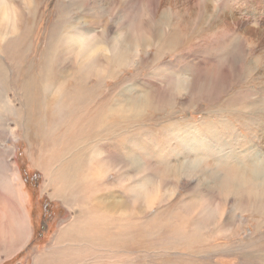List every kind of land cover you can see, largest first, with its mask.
Listing matches in <instances>:
<instances>
[{
  "label": "rangeland",
  "instance_id": "rangeland-1",
  "mask_svg": "<svg viewBox=\"0 0 264 264\" xmlns=\"http://www.w3.org/2000/svg\"><path fill=\"white\" fill-rule=\"evenodd\" d=\"M44 56V90L68 89L30 144L15 95ZM92 109L118 124L107 144L81 137ZM263 133L264 0H0V264H264ZM82 146L93 184L64 201L61 154Z\"/></svg>",
  "mask_w": 264,
  "mask_h": 264
},
{
  "label": "bare ground",
  "instance_id": "bare-ground-1",
  "mask_svg": "<svg viewBox=\"0 0 264 264\" xmlns=\"http://www.w3.org/2000/svg\"><path fill=\"white\" fill-rule=\"evenodd\" d=\"M43 59V58H42ZM105 62V61H104ZM43 63V64H42ZM42 63H39V67H38V78L35 77V74H34V88L32 86H29V81L30 79H28L29 81H27L26 83H24L23 85L24 86H20L21 89L18 91L20 95H15V96H20L19 100L20 103L22 104H25L26 106L27 105H34V110L32 111H28L26 112V114L29 116L34 117V123L33 124H28V123H19L17 124V127H21L23 129V132L22 134L24 135V137L28 140V142H30V144L33 143L34 140H36V138H40V140L45 139L46 138V129H44L45 127L43 126V123H45L44 125L48 126V120L45 119L44 120V117L46 116V113L43 112V107L46 106V105H56L58 106L59 104V99H60V95L61 93L63 92H67V89H68V85L66 86L65 90L60 87V86H57V90L55 91H49L47 92L46 90H44V86H45V79H44V76H43V70L44 68L46 67V62H45V56H44V59L42 61ZM91 67V66H90ZM82 68V67H81ZM89 68V67H88ZM83 69V68H82ZM87 69V68H85ZM80 70V69H79ZM82 72V71H80ZM84 72V71H83ZM86 73V71H85ZM27 75V74H26ZM110 75V74H109ZM74 76V75H72ZM29 78V77H28ZM32 78V77H30ZM26 79V78H25ZM16 81V80H15ZM32 81V80H31ZM33 82V81H32ZM31 82V83H32ZM51 82V80H50ZM51 84V83H50ZM6 86V85H5ZM52 86V85H51ZM78 86V85H77ZM19 87V85H18ZM70 87V90L68 91L69 93H71V95L75 94L76 93V90H77V87L75 85H69ZM30 89H32V91L30 92ZM13 93V92H12ZM6 94V93H5ZM14 94V93H13ZM14 96V97H15ZM16 100V99H15ZM58 102V104H57ZM19 103V104H20ZM70 104V103H69ZM60 105V104H59ZM14 106V105H13ZM31 107V106H30ZM32 109V108H31ZM50 109V108H49ZM56 110V109H55ZM60 110V108H59ZM24 112V111H23ZM50 112V111H49ZM71 112V111H70ZM74 112V110H73ZM90 112V110H89ZM88 112V113H89ZM95 110L92 109V111L89 113L92 118V126L88 129V130H82L81 131V137L85 135V137H89V138H92L91 140H93V138H95V136L98 137L99 140H103V138L106 139V141L104 140L103 144H107L111 141V137H110V132L111 131H114L115 129V125H118V124H115L113 123V121L111 119H103L100 121V119H96V113H94ZM240 112V111H239ZM64 113V112H63ZM261 113V112H260ZM57 114V113H56ZM55 114V116H56ZM60 114V113H59ZM244 114V113H243ZM70 115V114H69ZM53 116V115H52ZM53 116V117H55ZM71 117V116H70ZM90 118V117H89ZM113 118V117H112ZM26 119V118H25ZM116 119V118H115ZM117 120V119H116ZM120 120V119H118ZM33 122V121H32ZM107 122V123H106ZM54 123V122H53ZM16 124V122H15ZM94 125V126H93ZM74 127V126H73ZM121 127V126H120ZM20 128V129H21ZM85 128V127H84ZM123 128V127H122ZM214 128V127H213ZM53 129V128H52ZM217 130V129H216ZM50 131V130H49ZM56 132V130H54ZM50 133V132H49ZM48 133V134H49ZM53 134V133H52ZM59 134V133H58ZM121 134V133H120ZM215 135V132L213 133ZM219 134V133H218ZM264 134V133H263ZM126 135V134H125ZM69 136V135H68ZM73 136V135H72ZM75 136V135H74ZM79 136V134H78ZM116 136V135H115ZM120 136V135H119ZM127 136V135H126ZM71 137V136H70ZM85 137H83L85 139ZM96 137V138H97ZM263 137V141H264V136L262 135ZM78 138V137H77ZM76 138V139H77ZM51 139V138H50ZM39 140V141H40ZM70 140V139H69ZM81 140V139H80ZM87 140V139H86ZM130 140V139H128ZM211 140V139H210ZM74 140H71L70 143H73ZM82 141V140H81ZM94 141V140H93ZM37 142V141H36ZM76 142V141H74ZM100 142V141H98ZM129 142V141H128ZM77 143L79 144V140L77 141ZM94 143V142H93ZM127 143V141H126ZM40 144V143H39ZM97 144V143H95ZM134 144V143H133ZM114 145V144H113ZM41 146V145H40ZM60 146V145H59ZM68 146V145H67ZM96 146V145H94ZM117 146V145H116ZM115 146V148H117ZM64 147V146H63ZM97 147V146H96ZM95 147V148H96ZM45 148V147H44ZM79 148V147H78ZM77 148V149H78ZM46 150V149H45ZM49 151V149H48ZM47 151V152H48ZM85 151H86V148L85 146H82L78 151L74 152L72 150H65L64 153L61 154V164L64 166V170L61 171L60 173V176L62 178L61 180V183L60 184H55V186L57 188H59L61 194L63 196H61L63 198L64 201H67L69 198H72V196L70 195V192L74 189V187L76 185H80L81 186H84V187H87L86 184H90L92 183L93 184V180H89L87 179L86 177V169H84L83 167V164L86 162V159H85ZM55 152V151H54ZM53 152V153H54ZM41 153V152H40ZM49 154V152H48ZM42 155V154H41ZM54 156V154H53ZM93 157V156H92ZM39 159V158H38ZM95 159L98 160L95 156ZM48 160V159H47ZM51 160V159H50ZM56 160V159H54ZM49 163V161H47ZM100 163V162H99ZM51 164V163H50ZM49 164V165H50ZM103 164V163H102ZM47 165V166H49ZM59 165V164H57ZM56 165V166H57ZM61 165V168H63ZM104 165V164H103ZM127 165V164H126ZM129 165V164H128ZM60 166V165H59ZM105 166V165H104ZM128 166H126L125 168H127ZM260 167V166H259ZM263 166L261 165V168L258 169L256 166H254L253 168H256L257 170H254L252 173H250V175H252V177L254 178H262L264 177V167L262 168ZM60 168V169H61ZM86 168V167H85ZM113 168V167H112ZM130 168V167H129ZM43 169V168H42ZM48 170V169H47ZM51 170V169H50ZM49 170V171H50ZM86 170V171H85ZM47 171V172H49ZM53 171V170H52ZM206 173V172H205ZM249 173V172H248ZM100 174V173H99ZM207 174V173H206ZM47 175V174H46ZM102 175H100L101 177ZM213 176V175H212ZM52 177H49L48 178V184H51L52 182H55L56 179H51ZM89 178L91 179L90 175H89ZM47 181V179L45 180ZM100 181V180H99ZM138 183V182H137ZM47 185V184H46ZM19 186V184H18ZM94 185H91V186H88V187H92ZM130 188V187H129ZM128 189V188H127ZM131 190V189H130ZM16 193V192H15ZM53 194V193H52ZM59 195V194H58ZM60 196V195H59ZM148 197V196H147ZM146 197V198H147ZM77 199V198H76ZM98 201V200H97ZM70 202V201H69ZM100 202V201H99ZM68 203V202H66ZM65 203V204H66ZM119 203V202H118ZM103 204V203H102ZM68 205V204H67ZM99 205V204H98ZM105 206L102 205L103 209L101 207H98L100 208L99 210H101L103 213H108L109 211H111V209H113V204L112 203H105L104 204ZM100 206V205H99ZM93 207V210L95 211L96 207L92 206ZM121 210V209H120ZM114 211V210H113ZM89 212V211H88ZM116 212V211H115ZM114 213V212H113ZM121 213H126L125 212H121ZM132 213V212H131ZM100 215H102V213L99 212ZM75 216V215H73ZM104 216V214H103ZM99 217V216H98ZM108 217V216H107ZM127 217V216H126ZM82 218V217H81ZM97 218V217H96ZM115 218V217H114ZM105 219V217H104ZM111 219V218H110ZM96 220V219H95ZM98 220V219H97ZM101 220V219H100ZM108 220V219H107ZM31 222V220H30ZM82 221L81 219H78L77 221H71V222H67L66 223V226H63L61 227V229L57 232V234L55 235L53 241H52V244L50 246V248L54 249V250H58V251H61V249L67 247L68 244H70L71 240H73V236L71 234V230L73 227H79V230L81 229V226H79L78 224H80ZM93 222V221H91ZM74 223V224H73ZM83 223V222H82ZM104 223V222H103ZM100 224V225H103ZM73 224V225H72ZM98 224V223H97ZM109 224V223H108ZM78 225V226H77ZM99 225V224H98ZM109 228V227H108ZM104 229V227H103ZM103 232V231H102ZM101 232V233H102ZM28 235V234H27ZM66 242H69L68 244H66ZM49 250V248H48ZM54 252V251H53ZM55 254V253H54ZM42 256V255H41ZM49 256H47L48 258ZM40 258V257H39ZM38 260H36V262H33V264H37Z\"/></svg>",
  "mask_w": 264,
  "mask_h": 264
},
{
  "label": "flooded vegetation",
  "instance_id": "flooded-vegetation-1",
  "mask_svg": "<svg viewBox=\"0 0 264 264\" xmlns=\"http://www.w3.org/2000/svg\"><path fill=\"white\" fill-rule=\"evenodd\" d=\"M19 171L22 172V176L21 177L23 179L24 186L26 187V189L29 190V196H30V198H40L39 195H35V193L38 192V185L36 184V182H37L36 181L37 176L35 174H32L30 172H27V170L24 171L22 167L19 169ZM25 172L26 173H29V175L27 176ZM34 206L35 207H34V214H33V216L35 218L36 217V213L39 215L40 218H39L38 222H39V225H41L43 223V219H44L41 216V213L42 212L38 213L37 212V209H36V205H34ZM43 206H44V204H43ZM49 207L50 206L48 204H46L45 210H46V208L49 209ZM33 221L35 222V220H33Z\"/></svg>",
  "mask_w": 264,
  "mask_h": 264
},
{
  "label": "trees",
  "instance_id": "trees-1",
  "mask_svg": "<svg viewBox=\"0 0 264 264\" xmlns=\"http://www.w3.org/2000/svg\"><path fill=\"white\" fill-rule=\"evenodd\" d=\"M35 174H36V172H35ZM38 176H39V174L37 173V178H36V184L38 185V180H39V178H38Z\"/></svg>",
  "mask_w": 264,
  "mask_h": 264
}]
</instances>
